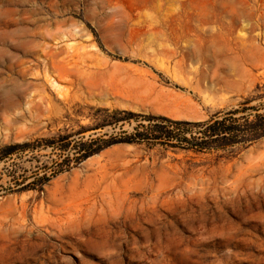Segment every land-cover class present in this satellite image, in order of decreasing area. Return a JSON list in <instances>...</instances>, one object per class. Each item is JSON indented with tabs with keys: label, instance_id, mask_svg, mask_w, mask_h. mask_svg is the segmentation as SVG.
Here are the masks:
<instances>
[{
	"label": "rangeland",
	"instance_id": "rangeland-1",
	"mask_svg": "<svg viewBox=\"0 0 264 264\" xmlns=\"http://www.w3.org/2000/svg\"><path fill=\"white\" fill-rule=\"evenodd\" d=\"M257 114L264 0H0V264H264V136L123 141Z\"/></svg>",
	"mask_w": 264,
	"mask_h": 264
},
{
	"label": "trees",
	"instance_id": "trees-1",
	"mask_svg": "<svg viewBox=\"0 0 264 264\" xmlns=\"http://www.w3.org/2000/svg\"><path fill=\"white\" fill-rule=\"evenodd\" d=\"M126 114L128 118L137 117V114L132 112H127ZM145 118L150 121L159 120V122L143 126L142 130H136L131 138L123 141L161 140L165 141L166 144L185 145L188 148L203 151L211 149L214 142H219L226 146L255 140L264 136L263 114H257L254 120L245 124L229 116L221 119L215 117L209 121L199 123L175 121L163 116H146ZM194 127H197L196 131H194ZM196 132L199 136L194 135ZM90 144L85 142L79 145L80 151L84 152L83 157H88L92 153V150L88 148V146H91ZM27 146V143L15 144L9 146L6 150Z\"/></svg>",
	"mask_w": 264,
	"mask_h": 264
}]
</instances>
